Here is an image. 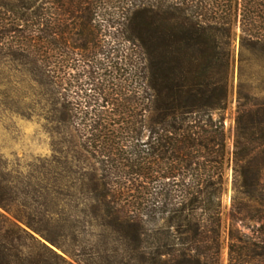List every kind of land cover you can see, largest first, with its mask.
<instances>
[{
	"label": "trees",
	"instance_id": "1",
	"mask_svg": "<svg viewBox=\"0 0 264 264\" xmlns=\"http://www.w3.org/2000/svg\"><path fill=\"white\" fill-rule=\"evenodd\" d=\"M55 1L61 11L46 24L44 13L30 12L32 5L16 12L14 25L27 26L24 40L0 39V52H21L29 64L59 137L57 149L77 164L83 154L90 160L86 170L91 171L79 180L78 194L89 206L82 212L116 235L117 252H135V264H215L222 246L217 198L225 162L234 161L235 172L245 179L248 163L264 153V114L250 124L264 109L250 108L243 93L249 68L264 74V0H117L129 20L118 34L123 33L130 52L103 40L106 25L98 19L111 21L115 12H102L98 0ZM6 27L0 21V32ZM234 29H240L238 59L231 47ZM237 62L239 105L230 151L223 111ZM74 65L79 71L72 76ZM62 81L67 84L63 100ZM234 191L233 199L241 193L262 201L264 219L261 170L254 186L235 185ZM4 199L0 194L3 207ZM59 225L62 235L75 236L79 229L65 217ZM34 230L45 239L38 240L41 248L65 262L51 246L68 252L63 243ZM228 236L236 259L264 248V239L238 246L233 229ZM112 264L127 263L116 255Z\"/></svg>",
	"mask_w": 264,
	"mask_h": 264
},
{
	"label": "rangeland",
	"instance_id": "2",
	"mask_svg": "<svg viewBox=\"0 0 264 264\" xmlns=\"http://www.w3.org/2000/svg\"><path fill=\"white\" fill-rule=\"evenodd\" d=\"M97 3L102 12L105 10L115 12L111 21L109 17L98 19L106 25L103 40L113 42L111 44L113 47L130 52L128 48L131 46L123 40V33L118 34L119 26L129 21L124 20L120 13L123 4L117 0H98ZM28 4L32 5L30 12L44 13L42 15L44 24L52 22L61 11V5L55 0H0V21L7 24V30L0 32V39L4 42L13 44L23 42L25 33L22 30L27 29V26L22 24L17 27L13 22L18 18L16 12L25 11L24 7ZM7 8L11 11H7ZM110 23L113 26L110 27ZM9 28H12V31H8ZM239 39L240 29H234L231 47L236 59ZM21 54L18 52L16 56H10L0 52V194L5 198L3 201L5 206L0 205V252L6 254L3 257L4 255L0 253V263L112 264L117 255L127 264H135L133 259L135 252L122 248L117 252L116 235L106 231L89 212L86 214L82 212L88 211L89 206L85 204L82 194H78L79 180L85 173L91 171L86 170L91 167L90 160L88 161L83 154L82 160L77 164L71 155L57 149L59 137L53 133L55 125L48 119L40 93L41 88L32 80L28 69L30 66L23 63L25 58ZM77 62L79 61L73 63ZM74 66L72 76L79 71L76 65ZM60 75L61 78H65L63 71ZM112 75L120 76L116 71L112 72ZM246 76L250 77V82L244 86L243 93L249 95V107L259 105L260 109H264V74L251 67ZM64 81L61 82V100L65 98L67 87ZM115 81L117 83V80ZM238 84L237 62L230 73L228 97L223 111L227 147L230 151L234 150L237 125ZM114 88L118 90L120 86ZM74 90H77L75 86ZM263 114L264 112L255 114L250 124L258 123ZM214 117L217 118L218 113H215ZM68 132L72 135L73 142L78 144V138L72 129ZM146 139L147 136L144 140ZM234 166V161L226 160L222 191L217 198L221 203L222 246L215 255V264H264L263 247H259L256 253H247L236 259V252H230L228 236L229 230L233 229V243L238 246L248 245L250 243L248 241L264 239V219L260 218L259 213L262 201H256L241 193L233 199L235 185L254 186L258 170H261L264 181V153L254 156L252 162L248 163V177L245 179L237 175ZM181 180L180 177L176 182L181 183ZM61 217L67 218L68 225L74 223L78 225L79 229L75 236L67 232L65 235L61 234L59 225ZM153 226L154 222H147L148 228ZM34 229L63 243L68 252H63L47 242L63 255L65 262L41 248L38 240L45 239ZM208 239L209 237L205 236V241Z\"/></svg>",
	"mask_w": 264,
	"mask_h": 264
}]
</instances>
